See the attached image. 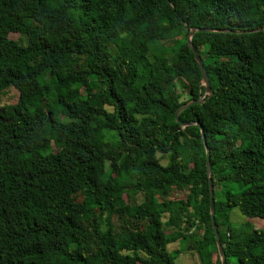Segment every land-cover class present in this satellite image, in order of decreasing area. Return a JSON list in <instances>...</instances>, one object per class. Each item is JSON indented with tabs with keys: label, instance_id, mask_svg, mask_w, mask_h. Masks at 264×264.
Returning a JSON list of instances; mask_svg holds the SVG:
<instances>
[{
	"label": "trees",
	"instance_id": "16d2710c",
	"mask_svg": "<svg viewBox=\"0 0 264 264\" xmlns=\"http://www.w3.org/2000/svg\"><path fill=\"white\" fill-rule=\"evenodd\" d=\"M194 27L217 31L192 38L213 95L182 128L205 94ZM257 29L264 0H0V91H18L0 110V264H173L168 245L191 241L221 264L201 127L227 264H264V227L230 218L264 220Z\"/></svg>",
	"mask_w": 264,
	"mask_h": 264
},
{
	"label": "rangeland",
	"instance_id": "374dc122",
	"mask_svg": "<svg viewBox=\"0 0 264 264\" xmlns=\"http://www.w3.org/2000/svg\"><path fill=\"white\" fill-rule=\"evenodd\" d=\"M20 38L17 34H12L10 36V39L6 43V49L12 50L15 47V42L18 41ZM22 42V41H21ZM176 70L179 75V81L182 82L184 80V71L185 66L184 64L178 63L176 64ZM91 84H87V88L90 89ZM18 100V91L14 86H10L6 88L3 91H0V110L5 114L7 118H10L11 116V109L12 105H14ZM66 123L65 118H58L56 120L57 125H64ZM112 132H106L107 139L111 140L110 136L112 135ZM160 156V154H159ZM162 163L165 165L167 163V160H163ZM230 187V186H228ZM185 197V193L181 190H178L177 188H174L168 197H158V201H164L167 199H179ZM139 200H143V194L139 195ZM231 223L234 227H239L247 222H249L251 225H253L255 228H263L264 227V221L262 219H247L245 216L241 214L238 208H235L231 211ZM17 218V215H13L10 217V221L14 222ZM202 234V232H201ZM107 238H109V235H106ZM186 246H190L189 249H186L183 247L182 243H173L168 245V250L170 255H173V264H200L198 254L191 249L192 246H194V241H191ZM179 252V253H178ZM169 264H171L172 260L168 259Z\"/></svg>",
	"mask_w": 264,
	"mask_h": 264
},
{
	"label": "water",
	"instance_id": "95a60500",
	"mask_svg": "<svg viewBox=\"0 0 264 264\" xmlns=\"http://www.w3.org/2000/svg\"><path fill=\"white\" fill-rule=\"evenodd\" d=\"M264 31V29H257L256 31ZM198 32H208V33H214L217 32L215 30H206V29H199V28H192L191 31L189 32L188 35V44L191 48V50L194 53L195 56V60L198 63L201 73H202V84L205 87V94L198 100H191L188 101L187 103L181 105L176 111H175V119L177 121V123H179L181 125L182 128H186L189 126H193V125H199V123H186L183 122L180 118V115L183 111L187 110L188 108H190L191 106L194 105H202L204 103V98L205 96H208V98H211L213 95V89L211 87V82H210V78L208 75V72L206 70V67L203 63V60L197 50V48L195 47V45L192 42V38L193 36L198 33ZM228 32V31H227ZM235 33H242V32H235ZM201 133H202V139H203V143L205 145L206 148V159H207V168H208V174H209V190H210V215H211V222H212V227L215 233V240H216V245H217V250L220 256V260H221V264H227V258H226V253L224 251V247L220 238V234H219V230L216 224V220H215V213H216V200H215V193H214V182L212 179V165H211V161H210V151L207 147V143H206V139L204 136V131L201 127Z\"/></svg>",
	"mask_w": 264,
	"mask_h": 264
},
{
	"label": "crops",
	"instance_id": "0c3cea01",
	"mask_svg": "<svg viewBox=\"0 0 264 264\" xmlns=\"http://www.w3.org/2000/svg\"><path fill=\"white\" fill-rule=\"evenodd\" d=\"M235 209V208H234ZM230 218H231V215H230ZM262 221H264V220H262ZM201 234V233H200ZM179 243V242H178ZM186 249H189V247L188 246H184ZM191 249H193V246L191 247ZM194 250V249H193Z\"/></svg>",
	"mask_w": 264,
	"mask_h": 264
}]
</instances>
